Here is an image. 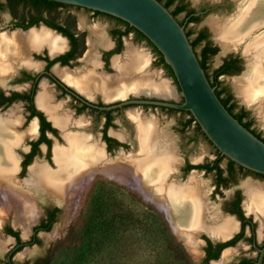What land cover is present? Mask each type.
Segmentation results:
<instances>
[{
	"label": "flooded vegetation",
	"instance_id": "obj_1",
	"mask_svg": "<svg viewBox=\"0 0 264 264\" xmlns=\"http://www.w3.org/2000/svg\"><path fill=\"white\" fill-rule=\"evenodd\" d=\"M157 1L163 7L165 4L170 3L171 5L168 9L170 13L177 10L180 11L175 16V19L184 27L185 33L189 35L188 40L195 41L196 39H200V46L195 50L196 53L199 54L206 46L217 48L218 53V47L215 44L218 42L217 44L221 46V42L217 39L216 33L213 30V22L222 21L212 19L208 23V28L203 24L202 20L215 10L230 9L234 5L232 2H229L230 0H214L216 2L215 4H212L208 0ZM234 1H241L239 9L235 13L237 15L240 13L243 14L250 6L249 0V5L247 0ZM245 7L246 9H244ZM82 9L83 8L64 5L49 10L44 5L38 7L26 3L8 5L6 0H0V15L7 14L9 18L5 21V27L9 29V32L5 35H24L32 30L38 31L45 29L64 42V49L58 53L51 54L47 45L42 44L38 48L28 50L24 61H22V59L17 60V58L16 60L13 59L10 62L8 61V68L3 67V70H0V117L12 110V114L15 113V118L18 120V124L13 126V131L16 130L14 132H18V134L25 133L23 141L20 143L21 145L19 144V146L13 148L14 150L12 149L13 151L11 150L12 154L14 153L12 155L13 160H16V162L15 160L13 161V166H15L16 169L14 172V179L18 182H23L29 178L28 171L36 162L39 164L42 163L49 171L56 170V165L53 161V149L56 145L65 146L66 143L63 134H82L86 136L87 140H89L88 145H97L104 154V159L108 165L113 163L116 164L117 159L121 158V156L123 157V155L126 156L124 153L128 149V143L125 142V137L122 136V133L116 132L120 130L118 122H123L125 124L123 113L130 108H151L153 110H161L167 114H175L176 128L179 134L183 136L188 129L192 128V139L202 136V132L199 127V130L197 129L198 125L196 123H192L187 129H183V125L189 118L188 115L184 114V111L175 110L171 112L172 109L148 105H125L119 108H112L113 106L132 100H164L157 97L137 96V94L130 90L120 97H115V95L111 93L114 89L119 87L118 81L120 75L115 61L121 62L120 54L122 53L124 38L131 35L133 40L136 41V35L134 32H130L126 36H120L119 32L125 31L126 27L121 22L117 21L118 19L101 14L98 15L93 11L83 9L90 13L93 19L103 18L107 20L110 25L108 34L111 43L108 45L104 43L96 45L95 43L93 47L90 40L87 43V31L77 26L73 14L74 11ZM234 15L230 18L237 16ZM53 25L62 28L66 33L58 31ZM210 31L216 39H214L215 44H213L210 38ZM96 36H98L97 33ZM241 46L242 44L239 47ZM94 49H96V52ZM153 54L157 62L158 57L154 52ZM59 58L61 59L59 60ZM229 58L239 60L238 66L241 70V58L228 55L221 61L219 66L213 69L209 66V73L211 74L214 72ZM80 63L86 66L78 69ZM160 66L169 74V71L164 65ZM223 76L226 75H222L218 78L220 82ZM105 80L108 82L107 88L110 89L108 96H106V93H103V87L101 88L98 84L96 85V82L100 83L103 81L105 84ZM173 80L175 83V79ZM220 86L226 87L222 83ZM229 92L232 95V100L237 105V110L244 109L249 112L244 106L239 105L232 92ZM177 93L179 96L178 86ZM41 97H43L44 105L43 103L40 104ZM165 101L176 104L182 103L181 98H179L178 101ZM132 112L136 113L137 111ZM59 116L68 117L67 119H69V121L67 126L69 127H66L67 130L61 129L53 122V118H58ZM131 118L132 120H130L133 121L132 124L136 127L134 124V117L132 116ZM249 118L253 120L250 112ZM78 123L81 125H77ZM130 126L132 128V125ZM30 127L33 128V131L26 134L27 129ZM262 137L264 136L262 135ZM131 139L136 146L138 143L136 137ZM174 153L176 165L174 164L173 170L170 172L171 174L169 173L170 175L168 174V178L166 177V185H171L172 187L179 185L183 186L191 177L200 178L198 175L199 173L203 175L212 174L213 187L210 191L206 190V196L204 197V200L210 205L212 204L208 202V193L212 198L217 196L222 197L224 189L228 187L233 189L232 195L222 202L220 206L221 211H219V213L214 205H212V207L216 212L213 213L215 216L220 219H231L235 223V229L220 238L211 237L206 232L202 231L196 233L195 238L198 246V253L201 254L198 256L200 260L199 264H217L219 262H222V264H257L260 256L259 251L264 247V222L258 218L255 207L257 208V205L258 208L260 206L262 208L264 207V176L250 172L235 163L232 172H229L228 167L230 160L222 156L216 149L214 158L212 160H206L205 162H200V158L189 159L187 156L180 158L177 155V151H174ZM218 153L220 156L224 157L219 164L222 170L220 178L215 170L207 172L206 170L196 169L199 165H211L217 159ZM223 161H225L224 166L221 164ZM189 174L190 176L184 182V178ZM94 176L95 178L101 176L102 178L118 182L115 179L105 177L99 173L94 174ZM171 177L175 179L169 181ZM244 178H250L257 182H241L240 180ZM249 183L253 184L256 188L257 199L259 197L260 200L258 203H256V200L253 203L254 206L247 207L249 206L248 204L246 206L249 200L247 193V184ZM33 198L36 217L34 223L29 225L26 230L19 225H15L13 215L2 216L3 220L1 219L0 222V264H47V262H51L49 253L44 256H37L32 260H25V257L21 254L26 249L39 247L41 245L42 235H49L58 218H65L68 215L70 217L73 212L65 215L64 206L49 196L35 194ZM244 199L246 203L243 202ZM151 205L162 214L154 204L151 203ZM237 212L241 213L244 221L239 218ZM164 218L167 220L165 216ZM48 225H50L49 230L46 229ZM169 225L176 232L170 223ZM166 229L170 233L167 225ZM178 231H181L180 227L177 232ZM50 234H52V232ZM238 236H240V238L237 239ZM178 238L182 242L183 248L189 254L186 241L183 242L180 237ZM233 240L234 243L232 245H227L223 248L220 247ZM239 244H242L245 250L238 254L235 248L239 246ZM50 251H52V249L48 250V252ZM225 253H227V259L225 258L223 260V255ZM211 257H214V259H211ZM261 264H264V257Z\"/></svg>",
	"mask_w": 264,
	"mask_h": 264
},
{
	"label": "bare ground",
	"instance_id": "obj_2",
	"mask_svg": "<svg viewBox=\"0 0 264 264\" xmlns=\"http://www.w3.org/2000/svg\"><path fill=\"white\" fill-rule=\"evenodd\" d=\"M249 1L250 8L243 14L223 22L214 21L213 30L221 42L223 51H236L242 44V55L248 61L249 74L233 80L232 85L240 99L254 108L264 127V73L261 67L264 63V31L257 35V32L264 28V0ZM96 33L98 34L97 31ZM42 44L47 45L51 54L64 49L63 40L45 29L32 30L24 35L0 36V70H3V67L8 68V61L13 59L24 61L28 50L38 48ZM145 59L146 55L133 53L131 59L115 61L120 75L119 87L111 92L115 97H120L129 90L135 94L165 98L173 96V91L166 82L154 83L155 81L150 79L138 77L142 66L146 64ZM97 84L103 87V93L108 96L110 89L107 88V80L105 84L104 81L96 82ZM41 103L44 105L43 97ZM10 112L0 117V222L2 216L13 215L15 225L26 230L34 223L36 217L33 198L35 194L51 197L64 206L65 215H68L79 206L94 174L99 173L111 179L125 181L140 191L145 201L154 204L171 222L176 233L185 239L187 250L195 259L199 256L196 233L202 231L211 237L220 238L235 229V223L231 219H220L213 214L212 207L204 200V189L197 178L191 177L183 186L172 187L165 184L166 177L168 178L175 164V153L170 137L160 131L153 120L132 114L139 151L131 156H121L116 164L108 165L99 147L88 145L86 136L63 134L65 146L56 145L53 149L56 170L49 171L42 163L36 162L28 171L29 178L18 182L14 179L16 169L13 166L15 159L13 160L12 151L22 143L25 133L18 134L14 132L16 130L13 131V126L18 124V120L15 113ZM67 118L54 117L53 122L64 130L69 127ZM79 123L77 125H81ZM32 131L33 128L30 127L26 134ZM247 193V207L254 206L256 200V203L259 202L260 198L257 199V191L253 185L247 186ZM260 207L257 205L256 211L253 210L264 222V207ZM179 227L181 231L177 232ZM51 236L52 234H49L47 237L52 238ZM223 256L224 260L227 253Z\"/></svg>",
	"mask_w": 264,
	"mask_h": 264
},
{
	"label": "rangeland",
	"instance_id": "obj_3",
	"mask_svg": "<svg viewBox=\"0 0 264 264\" xmlns=\"http://www.w3.org/2000/svg\"><path fill=\"white\" fill-rule=\"evenodd\" d=\"M208 1L212 4L216 3L214 0ZM233 1H229L234 4L230 9H218L208 14V16L202 20L203 24L208 27V23L212 19H218L223 22L233 16L239 9V4L241 2ZM244 9H246V7ZM73 14L77 26L87 31V43L90 40L93 47L95 43L96 45L99 43H104L105 45L111 43L108 34L110 25L107 20L103 18L93 19L90 13L79 10L74 11ZM236 15L237 14L234 16ZM8 19L7 14L0 15V36L6 33L8 34L9 32V29L5 27V21ZM97 30L98 36L95 34ZM263 31L264 28H261L257 35L259 33L261 34ZM210 38L213 44H215V37L211 31ZM217 43L215 45L218 47V53L211 58L209 66L212 69L219 66L221 61L228 55L241 58L242 67L240 72L231 76H223L220 80L222 84L228 87L232 92L236 102L245 107L235 96L232 88L233 80L241 79L249 74L248 68L245 69L246 64L241 56L243 46L239 47L237 51H223L220 44ZM96 49H94L95 52ZM133 53H142L144 56L146 55V64L142 66L138 77L150 79L151 81H155L154 83L166 82L165 84L169 85L172 89L173 96L163 98L178 101L180 97L177 93V86L170 74H167V72L156 63L151 47L148 46L145 41H134L132 36L129 35L124 38L123 41V49L120 54L121 62L128 58L131 59ZM84 66L86 65L80 63L78 69ZM139 96L161 97L149 94H139ZM132 111H137L136 113L143 119L153 120L158 129L170 137L173 149L177 151L178 157L183 158L187 156L189 159L200 158V162H205L206 160H212L214 158L215 149L205 137L200 136L196 139H192V128L188 129L183 136L178 133L175 114H167L158 109H144L142 107L135 109L130 108L124 111L123 119L126 125L123 122H118L120 130L116 132L122 133V136L125 137V142L128 143V149L124 153L126 156L138 154L139 151L138 146H135L131 139L136 137L137 140L136 127L132 124L133 121H131V114H135ZM249 112L254 120L253 128L264 136V128L260 125L254 113L251 110H249ZM130 125H132V128ZM124 156L125 155H123V157ZM224 163L225 161L221 163L222 166H224ZM198 175L200 178H197L204 189L205 197L206 190L210 191L213 187V177L212 174L203 175L199 173ZM189 176L190 174L184 178V182ZM174 179V177H171L169 181ZM117 181L123 184L111 181L107 178H102L101 176H97L96 178L94 176L79 206L73 214L68 218L66 216L67 219L58 218L51 231L52 238H48V234L42 235L41 245L39 247L26 249L20 254L25 257V260H32L37 256L40 257L49 253L51 258L50 264H195L194 261L197 259L191 256L190 253L188 254L183 248V244L178 238L180 234L176 233L171 228L169 225L171 222L169 220L167 221L151 203L149 204L148 201L147 203L140 191L134 189L125 181ZM240 181L257 182L250 178H244ZM247 185L253 184L249 183ZM232 190L233 189L230 187L224 189L222 197L217 196L212 198L209 193L207 194L208 202L217 208L218 213L221 211L220 206L222 202L232 195ZM205 202L208 204L206 200ZM243 202H245V199ZM208 205L212 207V205ZM97 206L99 209H97ZM212 212L216 213L213 207ZM159 216L162 218H160L162 222L169 227L170 233L168 231L167 233L172 240L168 238L164 228L159 224ZM97 225L99 229H96ZM104 226H106V228ZM180 238L182 239V236ZM182 241L185 242V239L183 238ZM178 246H181L182 248H180L184 252H181ZM51 249L52 251L48 252V250ZM235 249L238 251V254L245 250L242 244L236 246Z\"/></svg>",
	"mask_w": 264,
	"mask_h": 264
},
{
	"label": "water",
	"instance_id": "obj_4",
	"mask_svg": "<svg viewBox=\"0 0 264 264\" xmlns=\"http://www.w3.org/2000/svg\"><path fill=\"white\" fill-rule=\"evenodd\" d=\"M47 1L98 12L118 19L135 29L160 53L173 74L182 99L181 104L167 102L163 97L157 98L164 101L132 100L112 108L148 105L188 112L206 139L222 156L250 172L264 176V142L243 127L221 104L215 94V88L211 87L199 64L184 27L157 0ZM83 9L79 11L86 12ZM241 56L246 69L248 61L243 55ZM261 67L264 73V63ZM232 88L235 96L260 122L254 108L239 98L233 85ZM260 125L263 127L261 122ZM259 252L257 264H261L264 257V247ZM199 262L198 257L194 263L199 264Z\"/></svg>",
	"mask_w": 264,
	"mask_h": 264
},
{
	"label": "trees",
	"instance_id": "obj_5",
	"mask_svg": "<svg viewBox=\"0 0 264 264\" xmlns=\"http://www.w3.org/2000/svg\"><path fill=\"white\" fill-rule=\"evenodd\" d=\"M8 5H17L19 3H26V4H30L32 6H41L44 5L46 8L50 9H56L57 7L60 6H64L63 4H59V3H55V2H51V1H47V0H6ZM171 4L167 3L164 5V7L168 10L169 6ZM180 11H175V12H171V14L173 15V17L175 18V16L179 13ZM96 14H101L98 12H95ZM104 15V14H101ZM107 16V15H105ZM110 17V16H108ZM111 18V17H110ZM113 18V17H112ZM119 22H121L125 27L126 30L123 32H119L120 36H126L128 35L130 32H134L136 37L135 40L136 41H145L148 43V45L151 47L152 51L157 55L158 57V61L156 62L158 65H164L165 68L169 71L170 76L174 79L173 74L170 70V68L164 63L162 56L160 55V53L145 39V37L143 35H141L139 32H137L135 29L129 27L126 23L117 20ZM55 27V29H57L58 31H61L63 33H66L65 30H63L60 27H57L56 25H53ZM187 38H189V35L187 33H185ZM200 39H196L195 41H190V44L195 52V55L199 61V64L201 66V68L204 70V73L206 75L207 80L209 81L211 87L215 88V94L218 97V99L220 100L221 104L225 107V109L233 116L234 119H236L243 127H245L247 130H249L253 135H255L258 139H260L261 141L264 142V137H262V134L260 132H258L255 128H253L254 125V121L251 120L249 118V112L245 111L244 109H240L237 110V105L234 103V101L232 100V95L230 94V90L227 87H221V83L218 78L222 75H226V76H231V75H235L237 73L240 72V68L238 66V62L239 60L237 59H232L229 58L228 60H225L223 62V65L220 66L218 69H216L214 72H212L211 74L210 72V68H209V59L214 56L217 53V48H213L211 46H206L204 49H202L200 51V53H196V49L200 46L199 43ZM120 44V41H119ZM61 58H59L60 60ZM58 60V59H57ZM176 83V82H175ZM175 110H171V112H174ZM184 114L188 115L189 118L186 120L185 124L183 125V129H187L192 123H195L194 119L192 118V116L190 115V113L188 112H184ZM197 129L199 130L198 126ZM203 137L204 134L201 133ZM206 138V137H205ZM224 157L220 156V154L218 153V157L217 159L210 165V164H203V165H199L196 167V169H201V170H206L207 172H210L212 170H215L218 174V177L220 178V175L222 173V170L219 167V164L221 162V160ZM233 165L234 163L229 161V167L228 170L229 172H232L233 170ZM97 209L98 206H97ZM239 215V218L243 219L242 215L240 212H237ZM159 219V224L164 228L165 233L168 235L167 233V229L165 227V224L162 222V220ZM106 228V226H104ZM50 225H48L46 227L47 230H49ZM96 229L98 228V225L96 226ZM168 238L172 240V238H170V235H168ZM240 238V236L237 237V239ZM236 240V239H235ZM234 243L233 241H230L227 244L221 245L220 247L223 248L227 245H232ZM179 247V246H178ZM180 248V247H179ZM181 249V248H180ZM181 252H183V250L181 249ZM211 259H214V257H211ZM47 264H50V262Z\"/></svg>",
	"mask_w": 264,
	"mask_h": 264
}]
</instances>
